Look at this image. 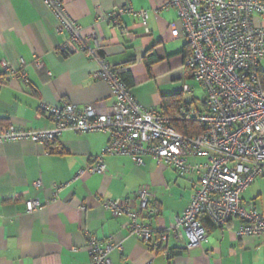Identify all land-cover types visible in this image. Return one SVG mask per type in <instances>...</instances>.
Returning a JSON list of instances; mask_svg holds the SVG:
<instances>
[{"label": "crops", "instance_id": "obj_1", "mask_svg": "<svg viewBox=\"0 0 264 264\" xmlns=\"http://www.w3.org/2000/svg\"><path fill=\"white\" fill-rule=\"evenodd\" d=\"M60 1L84 37L95 32L88 48L99 46V54L112 68L130 72V91L140 105L160 110L162 96L182 94L178 89L152 93L147 89L166 72L179 70L192 79L184 67L189 48L176 11L164 7L169 0ZM121 7L146 11L147 31L130 15L121 16L116 24L105 21L107 14ZM56 28L44 0H0V134L9 126L25 131L51 129L53 122L44 106L111 109L108 85L92 78L98 69L95 60L66 49L69 36L56 33ZM148 55L153 63L146 68ZM35 60L42 66L36 67ZM3 64L12 71L4 73ZM197 101L191 97L184 103L201 110ZM107 143L105 134L68 131L48 147L31 141L0 145V264H90L88 235L121 245V251L109 254L110 264H264V236L238 238L237 220L222 229L203 220L208 242L189 251L184 250L183 232L177 240L170 235L157 252L130 236L127 219L113 217L102 208V201H128L135 207L134 194L147 187L157 211L148 222L152 229L164 232L188 207L197 180L179 178L173 169L157 166L150 158L137 167L127 156L105 157L104 174L78 177ZM38 181L41 186L36 188ZM53 186H63L54 197ZM247 199L257 210H264L261 192ZM32 200L42 207L28 215L25 203Z\"/></svg>", "mask_w": 264, "mask_h": 264}, {"label": "built area", "instance_id": "obj_2", "mask_svg": "<svg viewBox=\"0 0 264 264\" xmlns=\"http://www.w3.org/2000/svg\"><path fill=\"white\" fill-rule=\"evenodd\" d=\"M44 5L57 22L56 33L69 36L64 47L95 60L98 69L92 78L108 85L113 104L108 112L71 104L44 106L43 111L53 122L51 129L25 131L9 126L0 134V145L31 141L48 147L64 132L101 133L108 136L107 145L79 171L78 177L104 174V159L111 156H127L137 167L150 158L157 166L173 169L179 178L195 177L188 207L164 232L152 229L148 222L157 211L151 205L152 194L147 187L134 194L135 207L128 201H102V208L113 217H125L129 235L153 252L162 250L170 235L177 240L180 232L186 238L185 251L200 248L208 242L203 220L220 229L237 220L238 238L264 236V210L241 199L256 180L264 177V89L258 78L264 61V0H169L164 5L176 11L190 52L184 67L203 89L201 110H186L182 105L178 108L182 120L200 127L197 135L177 132L160 110L140 105L99 54V46L96 50L88 48L95 32L84 37L60 0H44ZM123 15L138 18L147 31L146 11L121 7L104 19L116 24ZM34 65L42 66L38 60ZM11 71L3 64L4 73ZM182 92L189 93L190 89L184 86ZM34 186L39 188L41 182ZM62 187L53 186V197ZM41 207L39 201H28L25 212L30 215ZM86 246L90 264H110L109 254L122 250L111 238L100 241L93 235L87 236Z\"/></svg>", "mask_w": 264, "mask_h": 264}, {"label": "rangeland", "instance_id": "obj_3", "mask_svg": "<svg viewBox=\"0 0 264 264\" xmlns=\"http://www.w3.org/2000/svg\"><path fill=\"white\" fill-rule=\"evenodd\" d=\"M262 71L264 72V61L260 64ZM179 77V79L177 78ZM157 81L151 82V85L147 87L148 90L152 92H157L158 90H168V91H176L182 90L184 86L188 87L190 89V92H182L180 99L182 101L188 100L191 97L196 98L198 101V105L201 104L200 100L203 98V89L199 83H197L194 79L188 78L187 76H183V74L179 70H175L173 72H166L164 74H161L156 77ZM261 192V199L264 206V177L259 178L255 181V183L252 185L251 189L247 191L244 197H246L243 202L249 203L250 200L247 199L252 196H254L257 193Z\"/></svg>", "mask_w": 264, "mask_h": 264}, {"label": "trees", "instance_id": "obj_4", "mask_svg": "<svg viewBox=\"0 0 264 264\" xmlns=\"http://www.w3.org/2000/svg\"><path fill=\"white\" fill-rule=\"evenodd\" d=\"M189 51L186 54L189 56ZM144 63L146 68H149V65L153 63L151 56H146L144 58ZM115 72L119 75L120 79L126 86L130 89L133 86L132 77L130 72L125 68H114ZM258 78L262 84L264 89V72H259ZM181 94L162 96L161 97V107L160 111L170 119L171 124L175 128V130L184 135H197L201 133L200 127L196 124V122H188L187 120H182L180 115L178 114V108L180 105L183 106L186 110L191 106V103H184L180 99Z\"/></svg>", "mask_w": 264, "mask_h": 264}]
</instances>
